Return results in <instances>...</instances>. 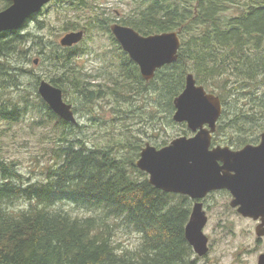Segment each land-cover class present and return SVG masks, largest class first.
Here are the masks:
<instances>
[{
	"label": "trees",
	"instance_id": "16d2710c",
	"mask_svg": "<svg viewBox=\"0 0 264 264\" xmlns=\"http://www.w3.org/2000/svg\"><path fill=\"white\" fill-rule=\"evenodd\" d=\"M10 3L0 0V10ZM51 3H59L56 12L62 15L67 11L64 5L74 11L92 9L86 0ZM133 5L124 17H105L102 11L87 15L84 22L79 16L62 25L65 32L97 28L108 33L122 79L111 76L105 88L91 85L90 76L74 64L78 45L55 44L42 54L41 61L49 62L47 80L61 88L64 98L69 91L74 93L83 107L108 88L119 94L123 87L124 92H134L153 83L166 118L173 122V98L190 72L222 102L212 143L239 148L256 142L264 131V0H133ZM112 22L144 35L179 31L177 59L157 69L150 80H143L137 65L111 35ZM37 23V30L47 25L41 20ZM44 44L39 35L22 28L0 33L1 120L16 122L30 107L21 83L27 73L24 64L33 52L40 54ZM15 91L16 101L12 98ZM34 94L36 107L59 127L56 160L46 167L42 179L32 182L23 179L0 148V264H191V247L184 236L191 199L163 192L148 182L147 174L135 166L140 144L130 145L133 152L129 154L112 146L89 147L71 136L74 125L59 119ZM167 143L165 138L154 141L156 147ZM217 192L228 195L224 190ZM19 201L24 204L15 206ZM63 202L90 214L73 215L59 206ZM128 232L139 235L131 248L117 237Z\"/></svg>",
	"mask_w": 264,
	"mask_h": 264
},
{
	"label": "rangeland",
	"instance_id": "374dc122",
	"mask_svg": "<svg viewBox=\"0 0 264 264\" xmlns=\"http://www.w3.org/2000/svg\"><path fill=\"white\" fill-rule=\"evenodd\" d=\"M86 1L92 7L90 11H74L64 5L63 9L67 11L63 15L56 12L59 3H50L45 6L47 9H44L45 7L42 9L41 14L36 13V19H28L25 22L26 26L21 27L23 32L39 35L41 44L45 43L43 51L40 54L33 52L30 60L24 64L27 73L21 78V83L24 93L29 98L30 107L16 122L8 123L0 119L1 154L6 160L14 162L24 180L33 182L42 179L46 167L56 160L54 150L58 147L56 140L59 127L36 107L37 100L34 94L37 93L36 86L39 80H47L49 62L41 61L44 58L42 54L48 50L46 47L59 44V39L70 32L62 30L63 23L70 18L76 19L80 16L81 22H84L87 15H95L102 11L105 17L119 18L129 15L134 6L133 0ZM37 20L47 24L46 27L37 30ZM32 43L33 41H30V46ZM113 46L108 33L96 28L85 33L78 45L79 49L74 51V64L90 76L91 85L100 84L105 88V82H110L111 76L123 78L121 75L118 76V59ZM34 59L38 60L36 64L33 62ZM152 87L153 83H147L141 91L134 92H124L123 87L119 94L108 88L101 93V97L92 98L90 105L84 104L85 107L74 96L75 94L69 91L67 95L65 94V99L73 107H77L75 112L77 124L74 125L75 132L71 136H78L89 147L112 146L113 149L120 150L121 154H129L133 152L130 146L133 144H140L142 147L145 142H150L155 146V140L161 141L165 138L169 142L177 136L190 135L186 126L184 128L166 118L167 113H164V108L160 106L156 95L157 91L152 90ZM12 96L16 101V91ZM153 113H156L158 118ZM151 122L157 124L152 126ZM184 130L188 133L183 134ZM129 142L132 144L128 146ZM221 144L228 145L222 142ZM228 202L229 196L223 192H214L203 200L207 216L203 232L208 237L209 249L207 254L201 257L191 251V264H256L259 254L264 252V237L258 239L254 232L256 222L237 214ZM23 204V201L15 202V206ZM59 206L73 215L90 214L88 210L68 202H63ZM117 237L128 248L134 247L139 240V235L131 232L120 233Z\"/></svg>",
	"mask_w": 264,
	"mask_h": 264
},
{
	"label": "water",
	"instance_id": "95a60500",
	"mask_svg": "<svg viewBox=\"0 0 264 264\" xmlns=\"http://www.w3.org/2000/svg\"><path fill=\"white\" fill-rule=\"evenodd\" d=\"M52 0H12L0 10V32L13 31ZM110 31L122 50L138 66L144 80L153 78L157 69L177 59L179 31L144 35L132 27L114 22ZM83 30L65 33L59 44L69 47L79 43ZM37 63V60H34ZM37 92L61 119L76 123L72 105L63 100L60 88L41 79ZM172 120L184 123L191 135H180L156 148L146 142L135 162L148 175V182L164 192L179 193L195 200L184 235L199 256L208 251V238L202 229L207 216L200 201L208 192L226 189L229 205L244 217L259 219L258 237L264 235V131L257 144L247 143L239 149L228 145L211 146L212 134L222 110L220 97L196 83L192 73L185 76L182 91L173 98ZM257 264H264V252Z\"/></svg>",
	"mask_w": 264,
	"mask_h": 264
},
{
	"label": "flooded vegetation",
	"instance_id": "af4514ba",
	"mask_svg": "<svg viewBox=\"0 0 264 264\" xmlns=\"http://www.w3.org/2000/svg\"><path fill=\"white\" fill-rule=\"evenodd\" d=\"M191 261V260H190ZM192 262V261H191Z\"/></svg>",
	"mask_w": 264,
	"mask_h": 264
}]
</instances>
